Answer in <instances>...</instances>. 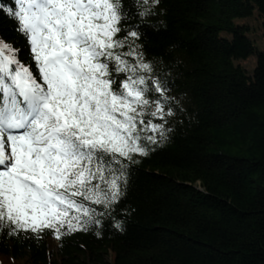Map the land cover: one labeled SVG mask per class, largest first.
<instances>
[{"label":"trees","instance_id":"obj_1","mask_svg":"<svg viewBox=\"0 0 264 264\" xmlns=\"http://www.w3.org/2000/svg\"><path fill=\"white\" fill-rule=\"evenodd\" d=\"M121 6L122 31L113 39L138 35L128 37L134 55H124L129 45L112 51L151 71L117 73V81L140 75L163 86L146 94L150 103L137 119V143L148 155L132 153V163L117 154L112 167L126 166L123 195L107 207L83 201L100 221L86 231L59 239L50 230L0 231V264H264V48L234 22L256 9L264 31V0ZM0 40L39 82L28 39L3 15ZM250 54L255 64L247 73L233 60ZM157 104L163 112L149 115ZM153 125L161 128L153 132Z\"/></svg>","mask_w":264,"mask_h":264},{"label":"snow or ice","instance_id":"obj_2","mask_svg":"<svg viewBox=\"0 0 264 264\" xmlns=\"http://www.w3.org/2000/svg\"><path fill=\"white\" fill-rule=\"evenodd\" d=\"M0 15L15 20L28 39L39 76L38 82L6 55L12 49L0 40V231L50 230L57 239L86 231L100 221L83 201L107 207L123 195L126 166L112 167L117 154L132 163V153L148 155L137 143V119L150 103L146 94L163 86L140 75L116 79L151 71L148 63L130 66L112 51L129 45L124 55H134L128 37L138 35L126 30L122 40L113 39L122 31L121 0H0ZM162 112L157 104L149 115Z\"/></svg>","mask_w":264,"mask_h":264},{"label":"rangeland","instance_id":"obj_3","mask_svg":"<svg viewBox=\"0 0 264 264\" xmlns=\"http://www.w3.org/2000/svg\"><path fill=\"white\" fill-rule=\"evenodd\" d=\"M234 22L244 24L247 27L246 35L253 42L257 49L264 48V31L262 27V17L256 9H254L252 13L246 17L235 18ZM221 34L226 35L223 32ZM233 63L240 65L242 68H244L247 73H250L255 64V55L250 54L243 59H234Z\"/></svg>","mask_w":264,"mask_h":264}]
</instances>
